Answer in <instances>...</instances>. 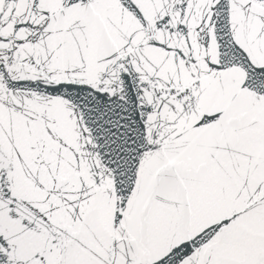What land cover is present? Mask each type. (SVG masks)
<instances>
[{"label": "snow or ice", "instance_id": "snow-or-ice-1", "mask_svg": "<svg viewBox=\"0 0 264 264\" xmlns=\"http://www.w3.org/2000/svg\"><path fill=\"white\" fill-rule=\"evenodd\" d=\"M0 264H264V0H0Z\"/></svg>", "mask_w": 264, "mask_h": 264}]
</instances>
